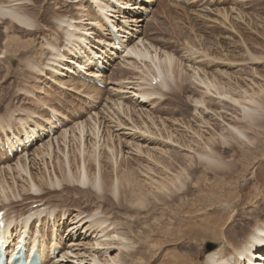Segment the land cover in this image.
Masks as SVG:
<instances>
[{
    "label": "rangeland",
    "instance_id": "rangeland-1",
    "mask_svg": "<svg viewBox=\"0 0 264 264\" xmlns=\"http://www.w3.org/2000/svg\"><path fill=\"white\" fill-rule=\"evenodd\" d=\"M57 1L59 0H42V3L40 2L42 8L39 7L35 8V11L37 12L40 18L39 20L40 23L39 25H41L40 28L28 32L21 29L18 26L12 25V28L9 32V34L11 33L10 34L11 38L19 42H25V41L30 42L31 45L33 46L29 47V50L25 48L26 46L22 47L21 49L17 47L15 53L8 54V56L6 57L7 59L5 61L0 60V118H1L0 140L4 141L5 140L4 135L7 136L6 138H8V136L11 135V133H14L15 135L19 136V132H21V129L19 128L20 119L25 120L26 122H28V124H32V121L35 122L37 120L36 121L37 123L44 125L43 120H47V119L51 120L48 114L49 113L48 106L50 105H51L50 107H52L56 111V113H59L64 117H67L69 119V122L66 121L63 122L62 118L59 117L60 115H55L59 117L61 123L63 124H60L59 126V124L56 123L58 127L54 130L52 137L45 136V138L41 140H39L40 138L37 139L39 141H36L34 144H32L33 146L28 150L30 154L29 157L26 156L23 159L22 157L27 155L28 153L24 155V152H22V153H17L18 155L15 154L13 158L9 156L10 157L9 158L7 155H5L2 152V150H0V173H1L0 176H2L5 179H7L8 177L7 175H11L12 177L16 176L15 175L16 171L15 172L14 170H12V172L7 171V166L13 169L14 167L13 165H15L17 161L21 160V162L25 161L28 170H31L32 173L40 174L44 172L45 179L48 181V171L51 174L52 167L56 164V161H53L52 157L51 158L45 157V161L41 162L39 157L36 158V154L40 149H42V146L46 144L47 141H49V143L51 144V149H53L54 152L57 151L58 143H59V148H62L63 145L60 142V138H58V143L54 139L56 137H59V134L64 132L66 129H67L66 131L70 132V133L67 132L66 141L64 143V148H65L64 150L65 153L67 154H72L71 152L73 150L74 155L77 156L78 158L77 149H76L77 147L79 149H81L82 147L90 148L92 147V143L98 142L97 143L98 148H96V151L93 154H91L92 155L91 157L93 158L90 159V163H92L93 165L95 175H97L96 172H98L97 169L99 164L98 161H101L100 164L101 163L103 164V169L106 168L108 172L109 171L113 172L114 175L113 173L111 174L115 177L116 171L125 169L124 167H126L127 164H124L123 161L124 160L127 161L129 159L130 161L128 162L130 163L133 162V164L129 163L130 168L133 170L136 168L134 171L136 172L139 179L140 180L144 178L147 179V177L143 173L145 170L143 172L142 170L144 166H154L152 161L150 160L151 153L155 151L154 150L151 152L150 150H153L152 148H155L156 150L158 148H159L158 150H160L161 148L163 152L166 150L172 151L176 149V151H178V156L180 155L183 157V159L184 157L186 159V156H184L187 155L185 151L186 149L182 147V145H185L184 141L185 142L188 141L189 138H193V136L190 131L188 132L186 129L184 130L185 125L182 126L183 124L182 125L175 124L176 126L174 125L172 127V129L174 130L169 134L172 135L171 141L169 142H168V138H170V136L168 135L166 136V133L170 130V128H167V131L165 132L164 129H160L163 135L161 136L157 135L158 139L157 138L156 139L158 140V142L157 140H154V143L151 142L147 143L146 140H143L142 137L141 136L139 137V135L137 134L138 131L141 134H143V131H145V129L143 128L145 125L143 126L139 124L141 122H144L146 123V126L153 128L152 123L148 122L147 120L149 116L152 117L149 118H151L154 123L156 121H158L157 123H159V118H160L162 121H164L166 126H169V123L172 122L177 123V121H180L181 119L184 121V123L186 122L189 125L190 124L192 126L194 125L192 127L194 130H196L197 128L200 129L199 130L200 133L204 130L202 132L203 137L204 136L208 137L211 134V132L217 131L214 128H212L213 127L212 125L209 126V125L200 124L199 122L201 121L198 120L199 117L195 115V113L198 112L195 110V103L197 101H202L203 99L206 101L207 98V97L206 98L202 97L201 94L203 90L202 88L200 89L199 87L196 86L193 87L195 88L194 90L198 92V94L197 92L193 94L192 93L193 90H189L187 92V95H183V99L177 102L180 104L175 103L176 101L173 99L172 96L174 95L177 89V84L179 83V78L177 77L178 75L184 76V74L186 75L187 73L186 77H188L190 79L189 81H191V77L195 74V72H198V75L200 77L207 79L209 77L208 79L209 81L218 84L219 82L221 83V78L219 76H221V73L224 71L223 72L224 74H228V76L230 75L229 76L230 79L224 77L223 81L227 82L228 80H230L229 84H233L234 82L237 81L239 85L243 87V90L245 89L248 92V95L249 94L253 95L252 94L253 92H251L252 90L256 93L258 92L257 93L258 96L254 95V97L256 98L259 96L262 97L263 95L259 93L258 86L264 87V0H119L118 1L119 5L114 3L116 6H114V10H112V12L109 13L110 15H112L110 16L109 20L114 24L115 27L114 32L119 42L122 41V43H119L118 45L112 44V46H115L117 48L115 49V54L117 55L111 58L112 61L109 62L110 65H108L106 71L103 74V79H102L103 88L90 85L91 87L95 88V90L93 91L80 83L74 84L68 82L69 80L67 78H63L64 80L62 79L63 81H61L64 82L62 84H65V86L60 85L57 87L56 85H54L53 83L54 80L50 75V71L48 67L46 66L47 64L51 63L50 61L51 52L46 44H54L55 46H57V48H59V51L61 53L63 52L65 57L71 58L72 57L71 54L68 52V50L65 47L66 43L64 42L65 41L64 35H63L64 37H62V35L59 33L60 36L57 37V39H53L52 37L48 36L47 40H45L43 36H41L40 39H36L34 38L35 36L31 34L29 35V33L32 34H38L41 32L45 33L46 30L51 29V26H53V28L55 26L54 28L55 33H57L58 30L56 29V25L57 24L59 25L60 23L59 21L55 20L56 18L69 17V18L77 19L79 17L78 15L80 14V12L89 8L87 4L88 2H86V0L84 1L86 3H83V6L87 5L85 6L87 7L85 9H79L78 8L79 4L73 2L74 0H61V4H62L61 7H59V5H56ZM121 4L122 5L128 4V5L122 6ZM140 4H141V10L138 11L135 10L137 7H140L139 6ZM48 5H56L53 7V10L57 11L56 14L52 9L48 7ZM44 6H46V8ZM134 6L137 7L134 8ZM118 7H122V9L124 8L122 10L123 15L119 14V12L115 10ZM129 14L131 16H129ZM225 16H227V18ZM91 17L92 20L87 21V22H91V24H93L94 26L93 28L94 35L92 34L91 37L93 38L90 37V40L91 42L101 44L102 42L100 40L108 39L107 31H104L106 30V28L104 27L103 22L101 20L100 22L99 20L96 21L94 20L95 18L94 13H92ZM134 20L137 21L138 23H134L133 22ZM87 22L86 21L81 22L80 24H78V27L81 28L83 25H86ZM72 23H78V21L73 20ZM7 24L8 22H4L3 26H0V41H1L0 48L6 41L5 39H7L4 38V33H3L4 27ZM60 30H62L61 27ZM121 44L126 48L125 50L120 49L119 46ZM144 47L149 50L154 49L160 55H167L172 59L174 72H175V74L173 75L174 80L172 82L171 81L172 79L168 78L167 86L169 87L170 90L167 88H164L162 90V94H164L163 98L157 95V93L161 91L159 87L154 86L153 88H151V87H145L144 84L138 85V83H144L143 81L146 80L144 76L149 75L142 68L141 69L139 68L140 69L139 71H141V73L137 72L136 70L128 71L124 69V67L126 66L125 64L127 63L137 67L136 63L130 59L133 58L132 55H130L129 58H127V56H125L126 53L129 52L131 48L140 49ZM109 49L110 48H108V50ZM105 50L107 51V49L103 48L102 51L93 50V52H97V54H99L100 56L102 54L104 55L103 52H105ZM21 51H25V52L21 53ZM47 52L49 53L47 54ZM106 54L104 56H107ZM110 55L111 54H109V56ZM254 57L260 60L249 62V60ZM29 64L32 65L31 69L29 67ZM141 66H143V64ZM241 66H246V68L240 69ZM129 67L131 68L132 66ZM38 68L42 72H39L37 70ZM57 68L61 69L60 67ZM158 68L160 70H164L163 64L159 65ZM249 69L251 70L249 71ZM239 70L242 71L239 72ZM218 71H220V74H218L219 73ZM136 85L139 87L141 86L140 88H138L139 90L136 89ZM142 86H144L145 88L143 89ZM218 87L219 85L217 86V88ZM121 89L122 91L120 93V91L118 90ZM96 90L98 94H96ZM157 90H159V92ZM210 90L211 92L213 91V93L215 92L211 88ZM140 92L143 93L148 92L149 94L152 93L154 94L155 92L156 93L154 94V96L152 94L151 95L152 97L151 96L147 97L146 99L147 100L149 99L148 101L145 99V101L142 102L141 99H139V97H137L138 99L136 97L134 98V96ZM237 95L238 94H235V96ZM213 97H215V95ZM177 107L180 108L178 109ZM215 108L216 107H211L212 110H214ZM225 110H227V113H229V115L230 114H232L233 116H235L234 114H237V116L241 115L240 113H238L239 111L232 112L231 110L230 113L228 112V109ZM28 115L32 116L33 118L32 117L28 118ZM207 115L209 116V118L208 116H203V118L208 120L210 124L214 123V121H212L210 117L212 116V119H216V117H214L215 115L209 113ZM38 116L39 118H37ZM91 117H94V119H96L97 121L96 124L90 122V119L88 118ZM195 117L197 119H195ZM229 117L230 116L224 115V118L226 119H228ZM81 123L84 126H86L84 127L85 132L83 134L85 138L81 143V145L84 144V146L81 145L79 146V142H77L76 140L73 142L71 136L72 129L73 128L76 129V125ZM159 124L157 128H159L160 126ZM222 125L225 124L223 123ZM93 126L96 127V128L94 127L96 130H99L97 135L98 138L91 135V132H94L92 128ZM137 127L139 129L142 127V130L138 129L137 131ZM204 127L206 128L204 129ZM157 128L153 129V133L155 132L160 133ZM210 128H212L213 130L210 131ZM220 129L221 128H218L219 132ZM74 133L76 135L77 131L74 130ZM147 134L149 135L150 133L147 132ZM132 135L134 136V138L132 137ZM148 135H146V137ZM107 136H113V142H117L115 144L116 147L118 143L120 142L123 143V147L121 148L117 147L116 149L118 157L112 156L110 150L106 148V146H108L106 145L108 144ZM206 137L203 138L205 139V141L207 140ZM162 138H164L163 141L161 140ZM196 140L197 142H199V139ZM132 141H135L133 142L134 144L128 145L127 147L124 146L127 145L126 142L129 143ZM141 141L142 142L144 141V143H142ZM175 141L177 143H175ZM167 143L170 146L172 145L174 146H172V148L170 149L169 148L170 146ZM166 145H168L169 147H167ZM135 146L139 148L140 146L142 148L143 147L145 148V146H147V148H149L150 151L149 157H147L148 155L145 153L141 156L134 154L133 151ZM217 146L219 148L218 154L221 155L220 152L221 145L217 144ZM194 148H199V147L194 146ZM99 153H101L100 156ZM253 156H249L248 159L244 162L245 165L248 166V168L245 169L248 170V172L245 175L242 174L244 175V177L237 179V177H235L237 175L236 174L234 175L235 179L233 180L222 178L225 180L224 181L225 185L222 186V188H224V191L222 193L231 194L232 193L231 190L233 187H234L233 190L235 189V193L231 194L232 199L227 204L228 207L227 210L223 211L224 209V205L222 203L223 200L221 201V210H218L221 212V227L217 225L214 231L216 232L215 234H212L209 231L204 232L206 231L204 229L206 227V217L208 216V213L214 215L219 214L216 211V209H214L216 206L219 205V200H218L219 199L218 197H220L219 195H221V199H223L224 197L223 194L221 193V183H219L221 181V177H220L221 175L220 176L218 175L221 174V169L219 168V166H215L216 168L213 169L202 168V166H198L199 171L197 172V175L199 174L202 176L203 174L204 178L208 180L204 179L203 183H199V184H196L198 183V181H193L192 185L187 186L185 189H183L182 193L179 194L178 200L171 202L172 205L169 204L168 207L169 212L174 211L175 213H177L176 214L177 218L170 221V224L172 225L174 224V225L173 226L169 225L168 228H171L173 230L175 229L176 231L175 230L174 231L176 232V234L177 232H179V235H181V232L184 231L188 232L190 229H195L198 231V232L195 231L192 232L191 234H189L188 237L185 235L183 238L177 239V237H172L171 235L162 236L161 232L160 233L157 232V228H155V225H153L152 223L155 222L167 223L166 220L168 219V215L165 212L166 208L163 211L161 210L162 207L160 206V202L153 201V196L147 195V198L150 200L148 203H146L148 209L146 212H141L139 215L127 214V215H123L122 217H119L117 210L113 211L112 215L115 217L118 216L116 220H119L120 222L123 223L129 221V223L132 224L134 221H135L134 223H136L144 220L143 224L137 225L138 227L136 226V228L132 227L131 228L132 230L127 231V234H129V236L134 238L135 242H139L138 236L142 237L141 238L142 245L139 250L142 251L143 253L142 257L146 261L143 260V263L141 264H165L167 260L171 259L172 256L171 252H177V254L181 257V258L180 257L177 258L180 263H183L182 261L183 258L186 261L188 260L189 263L192 264H204V257L206 256L207 253H209L211 250H215L220 246L222 247V245H226V243L223 242L224 235L230 236V238H233L234 240L242 241L245 235L243 233H237V232L241 227H243V225L249 227V229L252 230V232L258 230V234H259L258 238L264 235L263 201H261V204L257 205L260 206L259 209L261 211V214H263L262 215L263 217L260 219L261 220L260 223L256 224L253 229L252 220L248 222L246 219V218L248 219L252 218L253 215L255 214V210L251 208L256 206L255 202H257V200L259 199L257 192L260 189L257 184L251 181L250 178L255 172V169L257 168L256 170H258L259 168L258 166H262L261 163L264 162V158H263L264 155L261 154L258 155L257 153L254 154ZM161 157L167 161H171L169 160V158H166V156L165 157L161 156ZM219 157H220L219 159L218 157L216 158L217 161H219L220 163L218 162L216 163V165L218 164L221 165V160H220L221 156ZM194 160L198 161L196 159V156ZM32 161H34L35 165H32ZM172 161L174 160L172 159ZM187 161L189 162L188 159ZM120 162H123V164H120ZM181 163H187V162L186 160L185 161L183 160V162ZM107 164H109V166ZM119 165L120 166L123 165V166L119 167ZM142 165L143 167H140ZM105 166H107L108 168ZM193 166L194 165H192V167ZM155 167L156 166H154V168ZM115 168L118 170H116ZM140 168L142 170H140ZM182 168L186 169V171H191L190 167L185 166L184 164L182 165ZM218 168L220 170H218ZM155 169H157V167ZM151 175L154 176L155 178H161L157 174L154 175L151 174ZM217 175L218 177H216ZM213 176L215 179L217 178L215 181L213 180ZM20 182H22L21 179L17 183L20 184ZM17 183L14 185L15 188L18 185ZM200 184H202L203 186H201ZM216 184H218L217 188L215 186ZM198 185H200L199 188L197 187ZM229 185H231L232 188L229 189ZM84 189L87 191H91L94 194V191H92L91 188H89L88 190L86 189V187H84ZM81 191L82 189H75V198L82 195ZM43 193L45 192L43 191L40 192L41 195L39 194L40 196L39 195L36 196V200H26L24 201V203L22 202L23 205L21 203L22 200L21 201L19 200L18 202L16 201L17 199L15 200L11 199V201L9 202L4 201L2 204H0V211L3 210L4 212L5 211L8 212L9 214L8 213L6 214L5 212L4 216L6 215V217L8 218L12 216L10 217V219L11 218L13 219L14 217V219L18 221L20 217L22 218L23 216H26L30 212L31 206L29 205L30 203L29 201L34 202L39 200L38 202H42L47 207L48 205L57 206L56 204L58 203L60 204V202L55 198L56 193H49L50 194L49 196L46 193H45L46 195H44ZM51 195L54 197H50ZM109 195L112 199H115L112 197L111 194ZM45 196L49 197L46 198H48L49 201H51V203L47 201ZM53 198L56 199V201H53ZM183 200H185V203L183 202ZM19 203H21L22 206ZM26 204L27 206H29L28 207L29 209L27 208L29 212H27V209L25 208ZM212 204H214L215 207L212 206ZM180 206H183V208L178 209ZM68 209L75 210V207L73 205H70ZM25 212L27 214H24ZM14 213L17 214L15 215ZM56 213L57 211H55V214ZM244 213H248V214L245 215ZM56 215L57 217H59L60 214L57 213ZM230 218L231 221H228V219ZM234 220H240V221L242 220V223H240V225H238L234 229V233H237L236 237H232L234 234L233 232H228V230L232 227L233 225L232 222ZM67 225H69V222L68 223L64 222V224L63 225L61 224L59 228V231L61 229L59 234L62 236L63 240L66 237L67 234L66 232L71 229V227L66 229ZM210 225H215V224H210ZM49 226L47 225L40 226L42 235H49V233L47 232L49 231L48 230ZM167 226L168 225H166V227ZM31 227L34 228L33 226ZM42 227L45 228L43 229ZM119 229L122 231L123 227L119 225L117 232H119ZM173 230H170L171 234H173ZM62 231L65 232L64 235ZM143 231L144 234H142ZM254 232L251 233V235L254 234ZM153 233L155 235H153ZM210 234H212L213 237L210 236ZM262 238L264 239V236ZM70 239L71 238L69 237L65 241L67 242ZM191 239H194V243H191ZM81 240L82 238L80 237L79 241ZM262 240L259 242V245L256 246V249L258 248L259 250L264 251V249L261 248L262 246L260 245V244H264V241ZM81 242L85 244L88 242V240ZM160 242L163 243L162 248L160 247L162 246L159 244ZM63 245H65L64 241H63ZM230 247L231 246H225L222 249V255H227L228 253H230L231 250ZM191 257H193L194 260L190 261Z\"/></svg>",
    "mask_w": 264,
    "mask_h": 264
},
{
    "label": "bare ground",
    "instance_id": "bare-ground-1",
    "mask_svg": "<svg viewBox=\"0 0 264 264\" xmlns=\"http://www.w3.org/2000/svg\"><path fill=\"white\" fill-rule=\"evenodd\" d=\"M84 1L85 0H74L73 1L79 4V7L77 5L79 9L87 8L85 7L87 5L83 6V3H86V2H88L87 4L89 6V8H87L86 10H83V11L81 10L82 12H80V14L78 15L79 17L77 19L69 18V17H60V18L55 19L59 21L60 23L59 25L58 24L56 25V29L58 30L57 33H55V29H54L55 26L54 28L53 26H51V29H48L45 31L46 34L44 32H41L38 34L29 33V35L31 34L35 36L34 38L36 39H40V37L43 36L45 40H47L48 36L52 37L53 39H57V37H59L60 34L62 35V37L65 36V41H64L66 43L65 47L68 50V52L71 54L72 56L71 58L65 57L63 52L61 53L59 51V48H57V46H55L54 44H46L48 49H50V52H51L50 53L51 63L47 64L46 66L48 67L50 71V75L52 76L54 80L53 81L54 85H56L57 87L60 85L65 86V84H62L64 82H61V81L64 80L63 78H67L69 80L68 82H71L74 84L80 83L93 91L95 90V88L89 85H86L85 83L83 84L80 81L76 80V75H75L76 68L75 67L77 65H80V68L83 69L82 71L85 70V74L88 75V73L92 72V71L89 72V70H92L90 67L93 66V61L95 57L98 56L97 52H93V50L102 51L103 48L107 49V51L105 50L104 52V54L108 53L106 54L107 56L105 58V63L107 65H110L109 62L112 61L111 58L117 55L115 54V49L117 48L115 46H112L113 42L110 41L109 39L100 40L102 42L101 44L91 42L90 37L92 36V34L94 35L93 33L94 26L93 24H91V22H87V21L92 20L91 15L92 13H94L95 14V18L93 17L94 20L95 21L99 20V22L101 20L103 22L104 27L106 28V30L104 31H107V34L109 36L114 35L113 32H114L115 27H114V24L109 20L110 16H112L109 13H111L112 10H114V6H116L115 4L119 5V2H118L119 0H86V2ZM40 2L42 3V0H0V26H3L4 22H8V24L4 27V30H3L4 38H7V39H5L6 41L4 40L5 42L0 48L1 49L0 60L5 61L7 59L6 57L8 56V54L15 53L17 47L21 49L22 47L26 46L25 48L29 50V47L33 46L31 45L30 42H27V41L19 42L11 38L10 36L11 33L9 34V32L12 28V25L18 26L21 29L28 31V32L34 31L37 28H40L41 27V25H39L40 18L37 12L35 11V8H38V7L42 8ZM141 4L139 5L140 7L134 6V8L137 7L135 10L137 11L141 10ZM56 5H59V7H61L62 6L61 0L57 1ZM56 5H48V7L53 10V7ZM123 5L127 6L128 4L127 5L123 4ZM44 7L46 8V6ZM123 9L122 7H118L115 10L118 11L119 14H122ZM53 11L56 14L57 11L56 10H53ZM49 16H50V13H49ZM129 16L131 15L129 14ZM225 17L227 18V16ZM73 20L78 21V23H72ZM84 21L87 22L86 25H83V26L81 25L82 26L81 28L78 27V24ZM133 22L138 23L135 20ZM106 24H109L108 28ZM60 27L62 28L63 31L60 30ZM110 39H112V37H110ZM120 43H122V41ZM121 45L119 46L120 49L125 50L126 48L123 45L122 46ZM108 48L110 49L108 50ZM133 48H131L130 51L128 50L129 52L126 51L127 53L125 56L129 58V56L132 55L133 58H130V59L136 63L137 67L132 64L127 63L125 64L126 66L124 67V69L128 71L136 70L137 72L141 73V71L139 70L142 68L149 75L144 76L146 80L143 81L144 83H138V85L144 84L145 87H151V88H153L154 86L159 87L161 91L159 92V90H157L159 92L157 93V95L163 98L164 94H162V90L164 88L169 89V87L167 86L168 78L172 79L171 80L172 82L174 80L173 75L175 74V72H174L172 59L167 55H160L154 49L149 50V49H146L145 47L140 48V49H133ZM24 52L25 51H21V53H24ZM48 53L49 52H47V54ZM109 54L111 55L109 56ZM257 60H260V59H256V57H254V58H251L249 62H254ZM142 64L143 66H141ZM162 64H163L164 70H160L158 68V66ZM129 66H132V67L130 68ZM29 67L31 69L32 65L29 64ZM57 67H60L61 69H58ZM242 68L245 69L246 66H241L240 69ZM37 70L39 72H42L39 68ZM250 70L251 69H249V71ZM241 71L242 70H239V72ZM218 72L217 73L220 74V71ZM223 72L221 73V76H219L221 78V83L217 82L218 84H215V82L212 83L211 81H209L208 80L209 77L208 79L200 77L198 75V72H195V74L191 77V81H189L190 79L186 77L187 75L186 72H185L186 75L184 74V76L177 74L178 75L177 77L179 78V83L177 84V89L174 95L172 96L173 99L176 101L175 103H177L183 99V95H187V92L189 90H193L192 93L195 94L197 91L194 90L195 88L193 87L196 86V87H199L200 89L202 88L203 89L202 92L200 90L202 97L203 98L207 97V98H206V101L203 99L202 101H197L195 103V110L198 111L197 113H195V115L199 117L198 120L201 121L199 122L200 124L209 125V126L212 125L213 126L212 128L217 130L216 132L214 131L215 133L211 132L210 135L208 134L209 135L208 137L206 136L203 137L202 132L204 130L200 133L199 132L200 129L197 128L196 130H194L192 128L194 125L192 126L191 124L189 125L186 122L184 123V121L181 119L180 121H177V123L172 122V123H169V126H166L164 121H162L160 118H159V123H160L159 124L157 123L158 121L154 123L153 120L151 119L152 117L149 116L151 118L148 117L147 120L148 122L152 123L153 128L146 126V123L144 122L139 123L143 126L145 125L143 127L145 131H143V134H141L138 131L139 128L137 127V131H138L137 134L139 135V137L141 136L143 140H146L147 143L148 142L154 143V140L158 139L157 135H160V136L163 135L160 129H164V132H165L167 131V128H170V130L167 132L168 134L166 133V136L167 135L170 136V138H168V142L171 141L172 135H169V134L170 132L174 130L172 129V127L175 124L176 125L183 124L182 126L185 125L184 130L186 129L188 132L190 131L193 136V138H189V140L186 141L187 143L184 141L185 145H182V147L186 149L185 151L187 155H184L186 156V159L185 157L183 159V157L180 155L178 156V151L174 149L175 147L173 148L174 150L172 151L166 150L164 152L163 150H161V148H160L161 151L158 150L159 148L157 149L158 151L155 148H152L153 150H150L151 152L154 150L157 152L154 151L151 153L150 160L152 161L153 165L157 167L158 170L155 169L156 167L154 168V166H144V167L143 165L140 166V167H143V170L140 168L142 172L145 170L143 173L147 177V179L145 178L142 180L139 179L136 172L134 171L136 168L134 170L130 168V164L131 163L133 164V162L131 163L128 162L130 161L129 159L127 161L125 160L123 161L124 164H127V165L126 167H124L125 168L124 170L116 171L115 177L113 176L114 175L113 172H110V171L108 172L106 168L103 169V164L102 163L100 164L101 161H98L99 162L98 168H97L98 172H96L97 175H95L94 173L95 171L93 169L92 163H90V159L93 158L91 157L92 156L91 154H93L96 151V148H98L97 146L98 142L94 141L95 143H92V147L90 148L82 147L81 149H79L77 147L76 149H77V155L79 158L78 159L77 156L74 155L73 150L71 152L72 154L65 153L64 143L66 141V136L68 132L66 131L67 129L64 132L60 133L59 137H56L54 139L58 143V138H60V142L63 145L62 148H59V143H58L57 151L54 152V150L51 149V144L49 143V141H47V143L42 146V149H40L38 153L36 154V158L39 157L41 162L45 161V157L47 158L52 157L53 161H56V164L53 162L55 165L52 167V171H51L52 175L48 171V181L45 179L44 172L37 174V173H32L31 170H28L25 161L24 162H21V160L17 161L15 165H13L14 167L12 166L13 169L7 166V171L9 172H12V170H14V172L16 171L15 173L16 176L12 177L11 175H7L8 176L7 179L0 176V204H2L4 201L9 202L11 201V199H14V200L17 199L16 200L17 202L19 200L20 201L22 200L21 203L22 202L24 203V201L26 200H36V196H38L40 192L42 191L45 192L48 196L50 195L49 193H56L55 198L60 202V204L58 203L59 205L56 204L57 206L55 205L50 206L48 205L49 204L48 203L47 204L48 207L44 205L43 211H38L39 210L38 209L36 210V213L34 215H33V212L31 213L28 211L29 206H27L26 204L27 207L25 206V208L26 209L28 208L27 212L29 213L27 214L25 212L24 214H27V215L23 216L22 218L20 217L18 221L14 219V217L13 219L12 218L10 219V217L12 216H10L9 218L6 217V215L3 216L2 218H3V222L5 223V228L0 232V249L5 248L8 251V255L12 257L14 256V254L17 252V250L20 247H24L25 257L29 259L33 254H36L38 256L40 264H48V263L50 264L51 261L49 258V253L48 255H46L45 253H47L49 250H52V249H57L59 251V254L55 259H53V262L51 264H141L143 263V260L146 261L142 257L143 255L142 251L139 250L142 245L141 243L142 237L138 236L139 242H135L134 238H132L131 236H129V234H127V231L132 230L131 229L132 227L136 228L137 225L143 224L144 220L141 222H136V223H134L135 222L134 221L132 224H130L129 221H126L123 223V222H120L119 220H116L118 216L116 217L113 216L112 212L117 210L119 217H122L123 215H127V214L139 215L141 212H146L148 209V206L146 205V203L150 201L147 198V195L153 196V201L160 202L162 211L166 208L165 212L168 215V219L166 220L167 223L165 222L152 223L153 225H155V228H157V232L158 233L161 232L162 236L171 235L172 237H177L178 239V238H183L185 235L188 237L189 234H191L194 231L198 232L195 229H190L189 231L187 230L188 232L184 231L185 233L181 232V235H179V232H177L176 234L175 229L174 231L173 229L168 228L169 225L171 226L174 225V224L173 225L170 224V221L177 218L176 216L177 213H175L174 211L169 212V209H168L169 204H171V202L175 200H178L179 194L182 193L183 189H185L187 186L192 185L193 181H198V183L196 184H199V183H203L204 179L208 180L204 178L203 174L202 176L199 174L197 175V172L199 171L198 166H202V168H208V169H213V168H216L215 166H219V168L221 169V174H218V173L217 174L219 176L221 175L220 176L221 181L219 183H221V193H222L224 191V188H222V186L225 185L224 179L233 180L235 179V177L239 179L241 177H244V175L248 172V170H245L246 168H248V166L245 165L244 162L248 159L249 156H253L254 154H257V153L258 155L259 154L264 155V151H263L264 149V142H263L264 141V87L258 86L259 93L263 95L262 97L259 96L256 98L254 97V95L258 96L257 94L258 92L256 93L252 90L251 92H253L252 93L253 95H250V94L248 95V92L245 89L243 90V87H241L237 81L234 82L233 84H229L230 80H228L227 82L223 81L224 77H227L228 79H230L229 78L230 75L228 76V74H224ZM99 76H100V81L103 82L102 81L103 75H99ZM153 80L155 81L154 86L152 85ZM216 85L217 86L219 85V87L221 88L219 87L217 88ZM144 86H142L143 89L145 88ZM140 87L136 85L137 90H139L138 88ZM210 88L214 90L215 92L214 93L213 91L211 92ZM122 89L118 91H120L121 93ZM148 92L146 93L140 92L137 95H135L134 98L139 97V99H141V101L143 102L145 101L147 97L153 94L152 92H151L152 94H149ZM96 94H98L97 90H96ZM235 94H238V95L235 96ZM214 95L215 97H213ZM204 102H207V103H204ZM177 104H180V103H177ZM50 106H48L49 107L48 114H50L52 118L56 119V121L58 122L57 124H59V126L60 124H63L61 123V120L59 119V117L62 118L63 122L64 121L69 122V119L67 117L62 116L59 113H56V111ZM211 107H216V108L212 110ZM225 109H228V112H230L231 110L232 112L239 111L238 113H240L241 115H238V116L237 114H234L235 116H233L232 114L229 115V113H227V110ZM207 112L209 114L215 115L214 117H216V119H212V116L210 117V119L214 121V123L211 122L212 124H210L208 120L203 118V116H208ZM55 115H60V116L58 117ZM224 115L230 116V117L226 119L224 118ZM31 117L32 116L28 115V118H31ZM37 118H39V116ZM88 119H90V122H93L94 124L97 123L94 117H91ZM195 119L197 118L195 117ZM36 121L35 122L32 121V124H28V122H26L25 120H21V119L19 120V124H20L19 128L21 129V132H19V135H21V133L22 134L29 133L30 137H27V139H28V142L31 144H33V141L31 140L32 137H34L35 141H37V139L40 138V136L46 135V133H44L45 128L43 127V124L37 123ZM43 123L46 126L50 127L51 130L53 131L54 129L57 128L56 125L52 123V121L51 122L49 121V119L43 120ZM223 123L225 125H222ZM158 124L160 125L159 128H157ZM84 127L86 126H84L81 123V124L76 125V129L73 128L74 130L77 131L78 135L77 134L75 135L73 129L71 131L73 142L76 140L77 142H79V146L81 145V143L83 142L85 138V136L83 135L85 132ZM94 127L95 126L92 127L94 132H91V135L98 138L97 135H98L99 130H96L95 129L96 127L95 128ZM89 128H90V125H89ZM155 128H157L160 133H156V132L153 133V129ZM205 128L206 127H204V129ZM212 128H210V131L213 130ZM218 128H221L220 132L218 131ZM140 129L142 130V127ZM147 132L150 134L148 135ZM11 135L17 140V137H18L17 135H15L14 133ZM133 135L132 137L134 138ZM146 135L148 136L146 137ZM205 137L207 138L206 141L205 139H203ZM107 138H108V142H107L108 144L106 145L108 146H106V148L110 150L112 156L118 157L116 149L117 147L119 148L123 147V143L121 142L118 143L116 147L115 144L117 142H113V136H107ZM163 139L164 138H162L161 140L163 141ZM196 139H199V142H197ZM5 141H6V144L9 146L10 152L11 153L14 152L15 150L11 146V143H9L10 141L9 138L8 139L5 138ZM135 141H132L129 143L126 142L127 145H124V146L127 147L128 145L134 144L133 142ZM142 143H144V141ZM175 143L177 142L175 141ZM18 144L22 148L24 155L28 153L22 158L24 159L26 156L29 157L30 155L28 151L29 149L28 150L25 149V147L22 144V141L21 143L18 142ZM217 144L221 145V151H220L221 155L218 154L219 148ZM168 145L166 146L169 147L170 145L169 146ZM81 146H84V144H82ZM172 146H170L169 148L171 149ZM194 146L199 147V148H194ZM148 151H149V148H147V146H145V148L144 147L142 148L141 146L140 148L135 146L133 152L134 154L140 155V156L145 153L148 155L147 157H149L150 151L149 153ZM100 155L101 153H99V156ZM161 156L163 157L166 156V158H169V160L171 161H167L163 159ZM195 156L198 161L194 160ZM219 156H221V159H220L221 165L219 164L216 165V163L219 162L217 161L216 157H218L219 159L220 158ZM172 159L174 161H172ZM187 159L189 160V162L187 161ZM183 160L184 161L186 160L187 163H181L183 162ZM123 162H120V164H123ZM242 163H243V166H242ZM183 164L185 166H189L191 171H186V169L182 168ZM32 165H35L34 161H32ZM107 165L109 166V164ZM192 165L194 166L192 167ZM261 165L262 166H258L259 167L258 170H256L257 168L255 169V172L253 173L252 176L250 175L251 181L257 184L258 187L260 188L259 191L257 192L259 199L257 200V202H255L256 206L251 208L255 210V214L250 219L243 217V218H246L248 222L252 220L253 229L256 224L260 223L261 221L260 219L263 217L262 216L263 214H261V211L259 209L260 206H257L261 204V201H263L264 203V162L261 163ZM43 166H44V163H43ZM122 166L119 165V167H122ZM219 168L218 170H220ZM111 173H113V175ZM150 173L153 175L157 174L161 178H155ZM218 175L216 177H218ZM234 175L236 176L234 177ZM20 179L22 182L18 184L17 182ZM216 179L213 176V180L215 181ZM16 183L18 185L15 188L14 185ZM200 185L203 186L202 184ZM200 185H198L197 187L199 188ZM215 186L217 188L218 184H216ZM84 187H86V189L88 190L89 188H91L92 191H94V194L91 191L85 190ZM74 188L82 189L81 191L82 195L75 198ZM230 188H232L231 185H229V189ZM233 188L231 190L232 192L231 194L235 193V189L233 190ZM45 193L43 194L46 195ZM108 193L111 194L112 197L115 199H112ZM222 194L224 196L223 199H221V195H219L220 197H218L219 205L215 207L214 204H212V206L215 207L214 209H216V211L219 214L214 215V214L206 212L208 213V216L206 217V227L204 229L206 231L203 230L204 232L209 231L212 234H215L216 232L214 231L217 225L221 227V212L218 211V210H221V201L223 200L222 202L224 205L223 211H225L228 209L227 204L232 199L231 194L229 193L228 194L222 193ZM48 196H45V198ZM50 197H54V196L51 195ZM48 198H46L47 201H49ZM56 199L53 198V201H56ZM29 202H30L29 205L31 206L33 202L32 201H29ZM49 202L51 203V201ZM183 202L185 203V200H183ZM21 203L19 204L21 205ZM70 205H73L75 207V210L68 209ZM182 208L183 206H180L178 209H182ZM178 209H175V210H178ZM55 211H57V213L60 214L59 217H57L56 215L57 213L55 214ZM7 213L8 212H6V214ZM14 214L16 215L17 213H14ZM244 214L247 215L248 213H244ZM42 218H45V219L41 220ZM32 219L33 220L36 219L34 220L35 222H33ZM228 221H231V218L228 219ZM64 222H67V223L69 222V225L66 226V229L70 227L71 229L66 232L67 233L66 237L63 240L62 236L59 234V232L61 231V229L59 231V228L61 224L62 225L64 224ZM209 223L215 224V225H210ZM232 223L233 225L228 230V232L234 233L235 227L240 225V223H242V220L241 221L234 220ZM46 225L49 226L50 228L49 235H42L40 226H46ZM119 225L122 226L123 229L122 231L119 229V232H117ZM166 225L168 226L166 227ZM31 226H33L34 228H32ZM243 227H241L237 232V233H243L245 235L244 238L242 237L243 238L242 241H237V240H234L233 238H230V236L224 235L223 237L224 240L223 239L222 240L223 242L226 243V245H222V247L220 246L216 248L215 250H211L207 254L205 253L206 256L204 257V264H264V251L259 250L258 248L256 249V246L259 245V242L263 239L262 237L264 235L258 238L259 236L258 230H256L255 232L253 231L254 234L251 235V233H253L252 230H250L249 227H246L245 225H243ZM42 228L44 229L45 227H42ZM170 230H173V234H171ZM64 233L65 232H63V235ZM237 233H234L232 237H236ZM142 234H144V231L142 232ZM212 234H210V236L213 237ZM153 235L155 234L153 233ZM69 237L71 239L66 242L65 240ZM80 237L82 238L81 241L88 240V242L85 244L82 243L81 241H79ZM63 241L65 242V245L61 244L63 243ZM262 241H264V239ZM191 243H194V239H191ZM159 244L162 245L163 243L160 242ZM260 245L262 246L261 248L264 249V244H260ZM148 246H151V245H148ZM225 246H231L230 247L231 250H230V253H228L227 255H222V249ZM160 247L162 248L163 245ZM171 253H172L171 259L167 260L165 264H192V263H189L188 260L186 261L183 258H182L183 263H180L177 259L178 257H180L177 254V252H171ZM192 260H194L193 257H191L190 261Z\"/></svg>",
    "mask_w": 264,
    "mask_h": 264
}]
</instances>
